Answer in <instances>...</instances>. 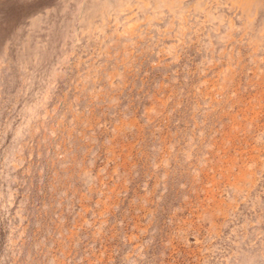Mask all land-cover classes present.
<instances>
[{
    "label": "rangeland",
    "instance_id": "obj_1",
    "mask_svg": "<svg viewBox=\"0 0 264 264\" xmlns=\"http://www.w3.org/2000/svg\"><path fill=\"white\" fill-rule=\"evenodd\" d=\"M0 264H264V0H0Z\"/></svg>",
    "mask_w": 264,
    "mask_h": 264
}]
</instances>
